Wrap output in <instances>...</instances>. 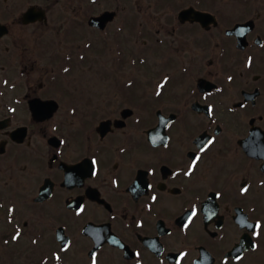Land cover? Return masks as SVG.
Masks as SVG:
<instances>
[{"label":"flooded vegetation","instance_id":"flooded-vegetation-1","mask_svg":"<svg viewBox=\"0 0 264 264\" xmlns=\"http://www.w3.org/2000/svg\"><path fill=\"white\" fill-rule=\"evenodd\" d=\"M152 7L166 30L151 50L186 64L179 93L159 83L136 100L128 83V99L103 110L57 83L56 40L23 41L47 20L5 23L0 264H264V0ZM106 11L103 26L89 22ZM129 11L112 31L120 53L126 32L146 33L136 2ZM118 15L104 9L86 25L108 33ZM76 27L58 39L72 54L91 48L84 37L75 50Z\"/></svg>","mask_w":264,"mask_h":264},{"label":"rangeland","instance_id":"rangeland-1","mask_svg":"<svg viewBox=\"0 0 264 264\" xmlns=\"http://www.w3.org/2000/svg\"><path fill=\"white\" fill-rule=\"evenodd\" d=\"M133 1L136 2L137 9L135 17L138 16L146 33L143 34L139 31V39L136 40L135 36L126 32L125 36L129 38L125 37L124 52L120 53L119 43L117 44L120 39L114 38L112 31L118 28L124 19H133V13L128 12V7L133 5ZM157 3L162 4L163 0H0V21L9 23L16 18L19 21L18 18L27 7L31 5L43 7L46 10L47 21L29 25L26 28V33L22 34L23 41L33 42L31 36L35 35V31L40 32L45 36L44 39H48L52 43L56 40V45L53 48L55 52H52L57 53V56L61 58L62 56L66 58L64 62L62 59L61 64L59 63L60 72L56 73L59 77L57 83L67 90L70 85L77 87L81 91L79 99L97 101L96 109L103 110L106 104L102 101H125L128 99L126 95L130 89L136 100H149L153 85L159 83L171 85L170 91L174 94L179 93L178 85L184 77L180 69L186 65L181 59L182 57L179 58L171 50L168 51L170 60L165 66L164 62L167 58L162 57L164 47L156 46V51L151 50L155 30H161L159 36H163V32L165 33L166 30L164 11H155L152 7ZM104 9L119 10L118 17L110 25V31L107 33V31L100 32L88 28L86 25L88 15ZM72 25L77 26L75 36L78 38L73 44L75 50L84 37H90L91 48L88 51L78 53L76 50L72 54L70 49L66 50L68 48L64 49V45L60 46L59 37L64 36V31ZM16 27L13 26V28ZM146 38L149 42L144 45L143 42ZM167 38L173 41L174 37L167 36ZM135 40L137 43H134ZM178 46L179 44L176 47ZM133 48L138 52L137 54L133 52ZM67 60H71V62ZM38 61L40 62L39 59ZM67 69L69 71H66ZM35 73L37 72L32 71V74ZM37 79L38 75L32 76V81ZM128 83L135 85L127 90ZM129 97H131L130 94ZM21 264H24L23 260H21Z\"/></svg>","mask_w":264,"mask_h":264},{"label":"water","instance_id":"water-1","mask_svg":"<svg viewBox=\"0 0 264 264\" xmlns=\"http://www.w3.org/2000/svg\"><path fill=\"white\" fill-rule=\"evenodd\" d=\"M111 12H104L97 17L90 18L89 22L93 25L103 26L104 22L111 18ZM45 17V12L42 8H36L32 6L28 8L24 13L22 20L23 22L35 21V20H42ZM5 27L0 24V36L4 34Z\"/></svg>","mask_w":264,"mask_h":264},{"label":"snow or ice","instance_id":"snow-or-ice-1","mask_svg":"<svg viewBox=\"0 0 264 264\" xmlns=\"http://www.w3.org/2000/svg\"><path fill=\"white\" fill-rule=\"evenodd\" d=\"M66 71H67V70H66ZM210 111H211V110H210ZM94 163H95V161H94ZM10 211H11V210H10ZM257 227H260V225H257ZM19 235H20V233L17 232L16 236H14L13 239H17Z\"/></svg>","mask_w":264,"mask_h":264}]
</instances>
